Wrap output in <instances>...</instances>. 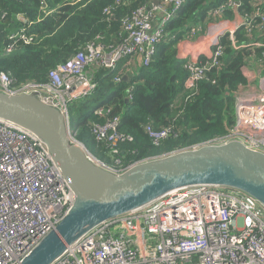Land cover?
<instances>
[{"label": "built area", "instance_id": "built-area-1", "mask_svg": "<svg viewBox=\"0 0 264 264\" xmlns=\"http://www.w3.org/2000/svg\"><path fill=\"white\" fill-rule=\"evenodd\" d=\"M158 1L151 11L146 12L148 5L140 7L124 22L125 38L119 46L109 51L99 45L87 46L51 71L49 83L43 86L26 84L13 88V80L0 73V93H37L40 102L57 109L63 116L68 138L74 141L68 106L96 90L95 76L99 70L122 71L113 79L118 82L128 72L133 76V68L138 64L141 68L147 67L155 44L165 35L166 22L185 2ZM251 3L254 12L251 16H240L242 21L236 30L246 26L247 33H251V20L255 17L260 18L257 28L264 29L261 15L264 0H251ZM240 7L241 0H228L211 14L220 15L222 9L236 12ZM15 18L23 27L9 39L30 42L24 27L28 25L27 20L21 14ZM234 32L222 33L213 40L204 61L180 60L187 62L185 68L192 83L220 65L219 38L228 33L232 39ZM195 33L193 30L191 35ZM254 46L264 49V43H254ZM262 57L264 60V51ZM260 67L263 70L264 63ZM234 97L235 121L227 135L200 146L238 142L264 155V75L261 76V71L247 78V85ZM109 112L110 108L97 107L94 114L102 116ZM118 126L116 116L102 125H92V133L97 142H106L116 149L117 143L123 140ZM145 130L154 145L168 136L166 129L155 132L146 127ZM110 170L114 174L124 172ZM74 200V192L45 143L33 132L0 119V264H19L55 229ZM53 264H264V206L236 189L205 185L182 187L90 229L67 246L66 252Z\"/></svg>", "mask_w": 264, "mask_h": 264}, {"label": "trees", "instance_id": "trees-1", "mask_svg": "<svg viewBox=\"0 0 264 264\" xmlns=\"http://www.w3.org/2000/svg\"><path fill=\"white\" fill-rule=\"evenodd\" d=\"M151 1L0 0V73L13 80V88L47 85L51 71L87 46L99 45L107 51L119 46L125 38L124 22ZM227 1L187 0L166 22L165 35L155 44L147 67H140L133 76H124L118 82L113 79L122 71L99 70L96 90L69 105L75 115L71 128L76 140L95 159L110 169L124 171L133 164L227 135L235 121L234 94L247 85L243 70L264 63V49L251 52L254 43H264V29L257 28L260 18L251 20V33L244 26L233 33L232 39L228 33L219 38L220 65L204 72L195 84L185 68L187 62L176 56L177 45L193 37L191 32L197 31L200 24L211 23L220 15L225 20L235 13L251 16L255 10L251 0H241L236 12L222 9L220 15L211 14ZM17 14L27 20L24 27L31 38L28 43L9 39L23 27L16 21ZM261 15L264 17V10ZM97 107L110 108V112L97 116ZM116 116L117 131L123 140L114 149L96 141L92 125H102ZM146 127L155 132L166 129L168 136L154 145Z\"/></svg>", "mask_w": 264, "mask_h": 264}, {"label": "water", "instance_id": "water-1", "mask_svg": "<svg viewBox=\"0 0 264 264\" xmlns=\"http://www.w3.org/2000/svg\"><path fill=\"white\" fill-rule=\"evenodd\" d=\"M159 4L152 0L151 11ZM38 94L0 93V119L36 134L65 177L75 200L67 215L19 264H53L90 229L139 209L182 187L236 189L264 206V155L238 142L183 149L130 166L121 174L95 159L79 142L70 141L59 111Z\"/></svg>", "mask_w": 264, "mask_h": 264}, {"label": "crops", "instance_id": "crops-1", "mask_svg": "<svg viewBox=\"0 0 264 264\" xmlns=\"http://www.w3.org/2000/svg\"><path fill=\"white\" fill-rule=\"evenodd\" d=\"M221 16V15H220ZM218 16L213 22L208 24H200L198 26V30L195 33V36L191 37L189 40H183L181 41L177 47H176V56L177 59L180 61H197L201 58H206V56L209 54L212 46V42L215 39H218V37L225 32H234L237 28V26L241 23L242 19L239 15L234 14L231 19H222ZM257 43H263V42H257ZM260 49V46L253 47L251 52L254 53V49ZM261 66V65H260ZM139 64L136 68H133L134 71L138 70ZM250 68H245L243 70L244 76L247 78H251V76L258 71H255ZM246 70L251 73L250 75L247 74ZM264 74L261 73V75ZM129 75V72H128ZM247 75V76H246ZM257 81L255 82V84Z\"/></svg>", "mask_w": 264, "mask_h": 264}, {"label": "rangeland", "instance_id": "rangeland-1", "mask_svg": "<svg viewBox=\"0 0 264 264\" xmlns=\"http://www.w3.org/2000/svg\"><path fill=\"white\" fill-rule=\"evenodd\" d=\"M253 68L252 69H254L255 71H261V73H263L264 72V69L262 70V67H260L258 64H255V65H253L252 66ZM134 72H136V70L134 71ZM246 72H247V74H251V73H254V72H250V71H248V70H246ZM264 74H262L261 76H263ZM247 76V75H246ZM252 77V76H251ZM247 78H249L248 76H247ZM69 107V106H68ZM69 119H70V122H72L73 123V120L75 119V115L71 112V107L69 108ZM73 140L75 141V142H79V141H77L76 140V134H75V132H74V135H73ZM80 143V142H79ZM82 144V143H81ZM83 145V144H82ZM83 147L86 149V151L88 152V150H87V148L83 145Z\"/></svg>", "mask_w": 264, "mask_h": 264}, {"label": "clouds", "instance_id": "clouds-1", "mask_svg": "<svg viewBox=\"0 0 264 264\" xmlns=\"http://www.w3.org/2000/svg\"><path fill=\"white\" fill-rule=\"evenodd\" d=\"M186 1H187V0H185V2H186ZM185 2H184V3H185ZM184 3H183V4H184ZM183 4H182V5H183ZM182 5H181V6H182Z\"/></svg>", "mask_w": 264, "mask_h": 264}]
</instances>
